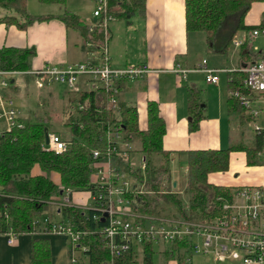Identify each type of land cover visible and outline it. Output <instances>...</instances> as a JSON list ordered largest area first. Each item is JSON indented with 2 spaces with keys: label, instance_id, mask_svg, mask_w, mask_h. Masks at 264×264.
Here are the masks:
<instances>
[{
  "label": "trees",
  "instance_id": "1",
  "mask_svg": "<svg viewBox=\"0 0 264 264\" xmlns=\"http://www.w3.org/2000/svg\"><path fill=\"white\" fill-rule=\"evenodd\" d=\"M67 1L38 0L43 5L58 6H64ZM146 2L147 0H108V7L114 20L129 21L135 16H145ZM253 2L254 0H185L187 32L204 33L208 43H212L223 31L229 37V47L240 31L250 32L264 27V21L260 26H246L244 23ZM54 18L61 20L67 29L80 33L86 56L87 51L100 54L99 47L105 43L104 30L95 27L93 32L90 31L91 27L85 25L77 15L67 11L59 17L36 16L28 12L27 0H0V24L15 26L20 31ZM87 42L92 43L93 48L88 50ZM35 56L36 50L33 48H2L0 72L26 75L33 70L32 61ZM229 78L230 93L243 90V73L232 72ZM10 86L17 90L11 80L9 88ZM63 87L67 89L66 102L73 110L66 124L70 138L65 140L61 137L69 143L65 152L56 154L45 150L49 118L36 116V120H33L31 117L20 116L10 131L0 133V235L10 232L17 236L45 234L49 229H45L43 220L48 218L51 225L67 223L72 226L73 232L80 237L77 244L69 238L70 253H83L89 259V264H153L156 252L154 244L132 248L122 258H113L102 235L106 224L94 219L98 215L97 211L78 208L71 201L59 208L54 205L55 199L65 196V189L97 195L98 190L91 180L96 163L93 153H100L99 160L112 154L113 144L109 135L115 128L121 130L124 142L132 148L128 153L130 158L133 152H137L145 160L143 171L132 166V159L128 160L121 153L112 154L117 170L134 181L135 188L125 196L130 208L135 213L147 216L198 221L210 214H219L217 199L229 197L234 189L210 183L209 176L228 173L233 152L244 153L249 167L261 164L258 159L263 144L261 137H254L251 146L243 141H231L228 149L188 151L184 153L188 168L187 184L183 193H180L179 190H173L172 153L164 148L166 125L156 102H147V127L142 130L137 108L129 106L122 97L123 81L116 85L119 90L117 95L103 88L71 92ZM3 95L8 98L6 93ZM187 95L189 131L193 133L199 130L201 121L205 119V111L200 103V90L189 88ZM8 100L12 101L10 98ZM228 111L232 116H238L240 125L248 122L244 117V107L232 97L228 102ZM35 168L41 174L34 176ZM52 174L60 176V185L53 182ZM142 184L146 193L140 194L138 187ZM57 217L61 220L57 221ZM42 218L44 219L41 220ZM188 252L186 244H172L165 247L163 255L166 260L183 264ZM51 259L48 240L34 239L32 263L50 264Z\"/></svg>",
  "mask_w": 264,
  "mask_h": 264
},
{
  "label": "crops",
  "instance_id": "2",
  "mask_svg": "<svg viewBox=\"0 0 264 264\" xmlns=\"http://www.w3.org/2000/svg\"><path fill=\"white\" fill-rule=\"evenodd\" d=\"M30 2L33 1L27 0V10L32 15L59 17L68 11L77 15L85 25L92 26L85 18L82 19L83 12L73 8L69 10L66 5H43L37 0L39 6H42L38 8L43 9H39L40 12L36 14L29 10ZM91 2L94 3V0ZM263 21L264 0H254L244 23L246 26H260ZM132 24L137 27L132 28ZM108 29L107 50L112 68L125 69L130 65H146L152 71L141 79L123 81L122 97L129 106L137 108L142 130L147 127V102L153 101L159 105L160 115L166 125L164 148L172 153L171 164H181L183 159L186 160L184 153L188 151L226 149V143L231 146L233 116L228 111L231 97L228 89L229 74L242 73L244 67L261 57L264 53L263 32L252 42L246 41L239 48H235L232 43L227 47L229 37L223 31L212 43H208L204 33L199 35L201 32H187L185 0H147L144 17L135 16L129 21L114 20ZM249 33L240 31L234 39H245ZM193 40L196 41L195 47ZM255 41L259 42L257 46ZM82 44L80 33L67 29L57 18L35 23L26 31L0 24V49H35L33 70L42 69L48 64L68 66L85 62L87 56ZM203 60L207 61L208 68L222 70L218 74V84L207 83L206 74L198 70ZM177 65L188 71L185 79L179 80L173 72ZM11 82L15 83V80ZM189 88L201 91L200 103L205 111V119L201 121L199 130L193 133L189 131ZM18 111L21 117H26L23 111ZM4 131L0 130V133ZM184 170L183 190L187 184V165ZM39 174L40 170L35 168L33 175ZM51 179L56 185H60L58 174H52ZM209 181L214 185L232 189L262 185L264 169L260 166L249 167L244 153L233 152L229 172L211 174ZM181 183L172 174L173 189L178 190ZM57 200L59 198L55 199ZM71 203L85 209L92 203L91 194L74 192ZM60 220L57 217V221ZM37 238L48 240L52 256L50 264H73L72 260H76V264H89V259L83 253H70L69 237L60 234L20 235L13 245L8 244L6 235H0V264H33L32 242Z\"/></svg>",
  "mask_w": 264,
  "mask_h": 264
},
{
  "label": "built area",
  "instance_id": "3",
  "mask_svg": "<svg viewBox=\"0 0 264 264\" xmlns=\"http://www.w3.org/2000/svg\"><path fill=\"white\" fill-rule=\"evenodd\" d=\"M94 1L96 5L94 17L100 19V22L96 26H91L90 31L93 32L95 27L104 30L105 43L99 47L100 54L87 51V60L81 64L68 66L48 64L42 69L28 72L26 75L33 78L36 87L60 84L71 92H79L81 91L79 78L86 77L88 91L103 88L117 95L118 82L138 80L152 72L146 65H130L125 69L112 68L107 50V36L109 24L114 18L109 12L108 0ZM262 32L264 33V27L250 31L245 39H234L232 44L239 48L246 41L252 42ZM93 46L90 42L86 44L88 50ZM198 70L206 74L207 83H219L218 74L222 70L208 68L206 60L202 61ZM173 72L182 80L186 78L188 71L177 65ZM241 72L245 75L244 88L242 91L231 93V97L244 107V117L253 124L255 137L262 138L263 144L258 159L261 163L259 166L264 169V53ZM10 75L15 73L0 72V76ZM9 85L10 82L6 79H0V120L5 121L7 131L17 124L16 121L20 117L14 102L3 95ZM109 139L113 144L112 154L121 153L131 160L128 153L132 148L124 142V134L120 129L115 128ZM68 145L69 143L61 136L49 134V145H45V150L61 154L67 150ZM112 154L99 160L100 153H93L96 163L91 180L98 193L92 195L89 192L92 203L85 210L97 211L98 215H95L94 219L101 222L104 220L102 223L106 226L102 235L113 258H122L132 248H140L144 244L152 243L163 247L186 244L189 247L185 258L187 264H191L193 255H210L215 264H264V184L238 187L229 197L218 198L219 214H210L203 220L157 218L132 211L125 196L135 188L134 181L117 170ZM139 168L145 170L144 158ZM63 193L65 196L54 203L58 208L70 203L74 191L65 189ZM43 225L46 230L49 229L45 235H65L71 238L74 244L79 241L80 236L75 234L72 226L67 223L51 225L49 219L45 218ZM48 225L51 227L48 228ZM6 236L9 245H13L18 237L13 232ZM72 262L77 263L76 260Z\"/></svg>",
  "mask_w": 264,
  "mask_h": 264
},
{
  "label": "rangeland",
  "instance_id": "4",
  "mask_svg": "<svg viewBox=\"0 0 264 264\" xmlns=\"http://www.w3.org/2000/svg\"><path fill=\"white\" fill-rule=\"evenodd\" d=\"M33 2L29 3V10L38 14L40 11L38 8L42 7L39 6L37 0H32ZM89 4V5H88ZM66 7L75 9L76 11L83 12L84 16L82 19H86L88 23H91L92 26H96L99 24L100 19L94 17L95 11V1L94 3L91 0H68L65 4ZM43 11V10H42ZM139 19V18H137ZM112 23V22H111ZM109 24V26L111 25ZM124 23V22H123ZM141 26V25H140ZM132 28L137 27V25L132 24ZM137 29V28H136ZM74 31V30H72ZM199 35H202L200 33ZM200 37V36H199ZM202 37V36H201ZM196 41L193 40L192 44L195 47ZM259 42L255 41L257 46ZM0 79H6L8 82L15 80V85L17 90L15 91L12 86L4 90L6 96L14 102V107L17 110L23 111L24 116L31 117L33 120H36L37 117L42 118H49L50 125H49V134H57L60 135L63 139L68 140L70 138L69 130L66 126L67 122L69 121L70 117L73 114V110L68 106L66 102V90L63 85L60 84H51L45 85L43 87H36L34 80L31 77L21 74L15 73V75L10 76H0ZM88 79L86 77L79 78V84L81 86V91H88L89 87L87 86ZM206 87V85H205ZM207 88V87H206ZM206 92V91H205ZM245 116V115H244ZM233 122L231 123L232 132H233V141L235 143L243 141L245 144L251 146L254 141V128L253 124L247 122L245 125H240L238 122V116L233 115L232 118ZM6 129V123L3 120H0V130L4 131ZM229 144L226 143L224 147L228 149ZM225 149V148H224ZM131 156V164L133 167H140L142 161V155L137 154V152H133ZM244 165V164H243ZM182 166V168H181ZM185 167H186V160L183 159L181 164H171V171L173 174V178L175 180L182 182L180 188L178 189L180 193H183V183L185 177ZM242 167V166H241ZM234 168V166H233ZM231 179V178H230ZM139 192L146 193L144 184L140 185ZM176 191V190H175ZM140 193V194H142ZM184 200L187 201V198L184 197ZM155 217V216H153ZM157 218H165V217H157ZM169 218V217H168ZM177 219V217H175ZM42 218L41 220H43ZM174 219V218H170ZM163 246L157 245L155 247V254L153 259V264H177L174 260H166L163 253ZM183 264H187L186 262ZM191 264H215L213 257L210 255H193Z\"/></svg>",
  "mask_w": 264,
  "mask_h": 264
},
{
  "label": "water",
  "instance_id": "5",
  "mask_svg": "<svg viewBox=\"0 0 264 264\" xmlns=\"http://www.w3.org/2000/svg\"><path fill=\"white\" fill-rule=\"evenodd\" d=\"M45 145H49V133L45 134ZM174 186H176V183H174ZM102 222H104V220Z\"/></svg>",
  "mask_w": 264,
  "mask_h": 264
}]
</instances>
